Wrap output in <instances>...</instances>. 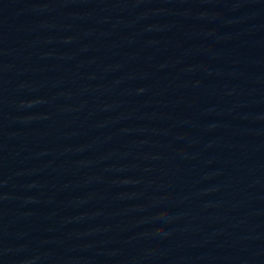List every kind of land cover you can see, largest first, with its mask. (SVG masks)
I'll return each instance as SVG.
<instances>
[{
  "label": "water",
  "instance_id": "water-1",
  "mask_svg": "<svg viewBox=\"0 0 264 264\" xmlns=\"http://www.w3.org/2000/svg\"><path fill=\"white\" fill-rule=\"evenodd\" d=\"M0 264H264V0H0Z\"/></svg>",
  "mask_w": 264,
  "mask_h": 264
}]
</instances>
